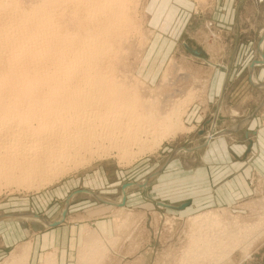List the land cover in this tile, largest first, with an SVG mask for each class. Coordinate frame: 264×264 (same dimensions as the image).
Segmentation results:
<instances>
[{
	"label": "rangeland",
	"instance_id": "rangeland-1",
	"mask_svg": "<svg viewBox=\"0 0 264 264\" xmlns=\"http://www.w3.org/2000/svg\"><path fill=\"white\" fill-rule=\"evenodd\" d=\"M38 1L41 2H16L30 7ZM158 2L126 0V25H118L121 28H114L116 32L108 38L110 45L106 53L111 55H107L110 57L105 60L104 69L110 71L112 76L115 74V79L128 89H137L141 103L154 105L156 114L163 115L177 109L182 115L183 129L168 135L165 127L161 126L159 130L155 126L158 129L153 130L156 135L151 133V136H144L143 144H129L130 149L125 151L128 154L124 153V149L115 147L114 137L112 143L107 140L108 137L93 136L97 138L91 140L90 146L95 142L102 143L104 147L108 146L106 149L112 147L111 151L104 153L103 146L98 145V148L96 143L95 148L89 146V153L88 147L82 149L84 152L81 150L80 161L76 165H67L64 172L61 169L62 173H57L58 176H47L49 181L45 179L41 186L38 183L40 178L33 186L27 185L29 187L17 184L9 186L3 182L0 185V264H41L46 257L48 264H264V182L260 178L252 176L253 192L238 206L208 207L199 211L197 208L188 209L189 205L170 201L172 193L168 189L171 190V177L165 173L167 165L177 158L180 161L191 160L193 152H196L195 156H201L209 140L219 138L215 135L245 129L240 128L247 123L242 119L235 129L215 130L214 116L220 115L215 113L216 106L208 93L214 91L211 84L213 75L228 73V76L232 75L228 90L234 89L235 82L230 83V80L235 79L239 80L238 91L249 90L247 92L256 94L255 87L252 86V89L248 82V76L251 64H255L258 66L251 70L252 80L256 81L257 86L260 82L255 75L264 79V0H173L174 7L183 11L179 17L182 22H177L179 20L174 17L176 21H172L171 30L167 28L165 31L164 28L161 29L163 31L159 29L164 24L160 23L158 13L163 8ZM72 15L67 16L69 25L74 20L78 21ZM71 17H75L74 20ZM164 26H169V23ZM156 31V36L163 35L164 40H158L165 46L153 54L148 49ZM250 100L248 112L257 108L259 111L256 115H260L264 121V102L259 107V102ZM142 105L138 110L145 113L139 109H142ZM90 184H93L91 188L98 190L96 194L102 199L90 197L85 200L89 201L85 205L100 208L99 202L102 203V200L118 204L124 191L127 198L133 195L132 203L125 201V205H116V209L108 203L103 206L105 209L100 213V218L93 217L105 222L111 232L99 229L100 233L91 234L96 228L89 225L91 222L86 219L87 216L82 218L84 221L73 224L75 227L72 229L61 221L58 226H51L57 222L62 211L64 213L66 198L77 189H87ZM126 184L130 185L123 189ZM58 188L64 189L60 198L57 196L59 192H56ZM160 193L168 195L163 198L170 197L164 203L171 207L161 205L163 201L158 198ZM73 196L75 194L70 205L81 200L83 195ZM207 214L209 216L204 217ZM215 215L218 216L215 221L221 224L243 220L254 225V229L251 235L246 233L240 238L243 244L244 238L250 237L231 255H223L222 252L218 260L200 259L193 251L201 244L198 242L210 239L216 233V226L220 224L214 221L209 224ZM202 218L206 219L198 220ZM6 231L9 236H4ZM4 239H8L7 243ZM229 246L225 247L230 250Z\"/></svg>",
	"mask_w": 264,
	"mask_h": 264
},
{
	"label": "bare ground",
	"instance_id": "bare-ground-1",
	"mask_svg": "<svg viewBox=\"0 0 264 264\" xmlns=\"http://www.w3.org/2000/svg\"><path fill=\"white\" fill-rule=\"evenodd\" d=\"M16 1L0 0V185L33 186L40 178L41 186L47 176L76 165L87 147L89 153L97 144L90 146L97 138L93 136L108 137L112 143L116 139L115 147L128 154L129 144H141L161 126L168 135L183 129L177 109L156 114L154 105L141 103L137 89H128L104 69L108 38L114 28L126 25V0H41L30 7ZM68 14L78 21L71 17L69 25ZM140 104L145 113L138 110ZM106 147L104 153L111 151ZM122 197L119 205L125 204ZM216 217L209 224L219 223ZM219 224L216 233L194 249L200 259L218 260L222 252L231 255L241 247L240 238L254 229L243 220Z\"/></svg>",
	"mask_w": 264,
	"mask_h": 264
},
{
	"label": "crops",
	"instance_id": "crops-1",
	"mask_svg": "<svg viewBox=\"0 0 264 264\" xmlns=\"http://www.w3.org/2000/svg\"><path fill=\"white\" fill-rule=\"evenodd\" d=\"M172 1L173 0H159L158 2V5L163 8V10L158 13L160 23H162V25L169 23V26L163 25L159 28L160 30L162 28H164V31L167 28L171 30L170 26H172V21L179 20L177 22H180L182 20L179 19L180 15L183 14L182 9L179 11L180 8H175ZM166 9L168 10L167 12L165 11ZM163 16H165L164 20L162 19ZM174 17L176 20H174ZM158 31L155 32L153 36L154 41H152V45L148 49V51L153 54H155V50L165 46V44H162L161 41L158 40H164L163 35L159 34V36L157 35L158 37L156 36ZM255 66L258 65L251 64V70ZM251 70L248 76V82L252 89L255 87L256 94L254 92H247L249 90L245 92L238 91L236 87L239 80L235 79L230 80V83L235 82L234 89L228 90L229 77L231 78L232 76L230 73L229 75L231 76H228V73L223 75L216 73L213 75L214 78L211 84H213L212 89H214V91L210 94L208 93V96L214 101L216 106L214 110L215 113H219L220 115L218 116L215 114L214 116V121L216 122L214 124L215 130H229L230 127H234L235 129L237 122H240L242 119H245L244 121L247 123L240 128L245 129L236 131L231 129L234 131L229 134L210 139V142L199 157L195 156L196 152H193L191 154V160L184 159L180 161V159L177 158V160L167 165L168 168H165V173H169L168 175L171 177V190L168 189V191H171L172 195L171 198H163L168 195L160 193L158 198L163 201V204H161L162 206L169 207L170 205L164 202L170 198V201L173 203L180 202L179 205H189L188 209L190 210L197 208L200 211L208 209V207H236L253 192V185L251 184L252 176L258 177L264 182V121L261 120L260 115H256L259 111L257 108L250 113L248 112L250 99H254V101H252L253 103L256 101L259 102V107H261L260 104L264 102V79H259L254 72L255 77L260 82V84L256 86L252 80L253 74ZM236 75L238 76V74ZM243 123L240 124L242 125ZM89 183L92 182L89 181ZM92 185L93 184H90L87 189H77L73 192L75 196L83 195L81 196L82 199L74 201L73 205H70L72 203L71 198L73 194L66 198L64 209L67 212L64 215L62 211L57 222H66L64 226H68L72 229L75 227L76 223L84 221L82 219L84 216H87L86 219L91 222L89 225L94 229H102L106 233H110L111 230L108 229L111 228L106 225L105 222L100 219L94 220L93 217L100 218V213H103L105 209L103 206H107L108 203L113 204L112 206L115 207V209L116 205L119 206V204L103 202L102 200V203L99 202L100 208L89 204L85 205L89 202H86V199L90 197L95 196L102 199L97 195L99 193L97 192L98 190L95 191V188H91ZM63 190L64 189L59 190L58 188L56 191L57 193L59 192L57 194L59 198L60 194L64 192ZM128 198L126 201L132 203L133 195H130ZM51 199H53V197H51ZM55 200H57V198H55ZM170 201L167 202L171 203ZM107 221L110 222V220ZM73 224L75 225L73 226ZM41 229H43V227L37 228L36 231H40ZM4 236H9V232L6 231ZM3 241L7 243L8 239H4Z\"/></svg>",
	"mask_w": 264,
	"mask_h": 264
},
{
	"label": "water",
	"instance_id": "water-1",
	"mask_svg": "<svg viewBox=\"0 0 264 264\" xmlns=\"http://www.w3.org/2000/svg\"><path fill=\"white\" fill-rule=\"evenodd\" d=\"M224 133L225 132H221V134H217V135H215V137H221V135H224ZM130 184H126V185H124L123 186V189L126 187V186H129ZM125 199H126V196H125V193H124V201H125ZM125 203V202H124ZM123 203V204H124ZM125 205V204H124ZM182 207H184V206H182ZM67 211L65 210L64 211V215H65V213H66ZM59 223H60V221L59 222H56V223H54V224H51V226H58L59 225Z\"/></svg>",
	"mask_w": 264,
	"mask_h": 264
}]
</instances>
